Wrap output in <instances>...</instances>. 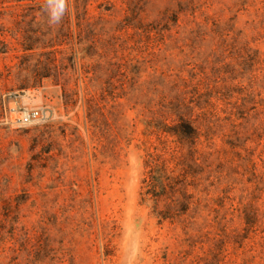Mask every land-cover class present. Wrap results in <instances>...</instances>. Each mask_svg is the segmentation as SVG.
I'll return each instance as SVG.
<instances>
[{"label": "rangeland", "instance_id": "374dc122", "mask_svg": "<svg viewBox=\"0 0 264 264\" xmlns=\"http://www.w3.org/2000/svg\"><path fill=\"white\" fill-rule=\"evenodd\" d=\"M3 1L0 264H264V0Z\"/></svg>", "mask_w": 264, "mask_h": 264}, {"label": "trees", "instance_id": "16d2710c", "mask_svg": "<svg viewBox=\"0 0 264 264\" xmlns=\"http://www.w3.org/2000/svg\"><path fill=\"white\" fill-rule=\"evenodd\" d=\"M5 1H11V0H4ZM12 1H16V2H21L24 0H12ZM34 1V0H31ZM187 130V129H186ZM195 129L192 128V126H189V131H184L183 135L187 136V137H194L196 135ZM150 170L148 172V180L146 181L149 186L151 188H153V192L155 194L156 197L161 198L164 195H167V193H169L170 189L173 190L174 185L172 184L174 181V178H172L171 176H167L165 175H158V173L161 172V170H165V166L164 165H159V164H153L150 163ZM186 210V208L184 209V211Z\"/></svg>", "mask_w": 264, "mask_h": 264}, {"label": "clouds", "instance_id": "9594fccd", "mask_svg": "<svg viewBox=\"0 0 264 264\" xmlns=\"http://www.w3.org/2000/svg\"><path fill=\"white\" fill-rule=\"evenodd\" d=\"M63 3H64V0H61V4L63 5Z\"/></svg>", "mask_w": 264, "mask_h": 264}]
</instances>
